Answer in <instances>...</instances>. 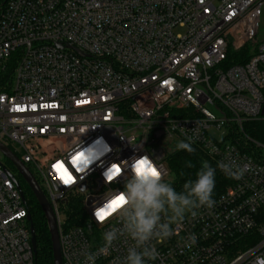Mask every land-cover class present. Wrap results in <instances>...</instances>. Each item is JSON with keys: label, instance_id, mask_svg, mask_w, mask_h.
I'll return each mask as SVG.
<instances>
[{"label": "built area", "instance_id": "1", "mask_svg": "<svg viewBox=\"0 0 264 264\" xmlns=\"http://www.w3.org/2000/svg\"><path fill=\"white\" fill-rule=\"evenodd\" d=\"M263 16L264 0H8L0 68L14 55L16 67L0 93V143L52 207L62 264H86L120 226L118 217L97 223L93 211L123 190L130 158L150 156L167 180L181 140L245 171L237 179L218 167L231 184L153 240L159 255L147 264H264V144L244 131L264 121ZM250 43L246 63L228 64ZM113 163L122 171L105 183ZM16 181L0 161V264H36ZM75 197L80 225L66 217ZM133 244L121 236L95 264L122 260Z\"/></svg>", "mask_w": 264, "mask_h": 264}, {"label": "clouds", "instance_id": "2", "mask_svg": "<svg viewBox=\"0 0 264 264\" xmlns=\"http://www.w3.org/2000/svg\"><path fill=\"white\" fill-rule=\"evenodd\" d=\"M176 148L188 153L195 151L191 142L184 140L179 141ZM114 164L103 173L105 183H111L120 176ZM218 167L226 175L237 179L245 171V168L232 162H221ZM127 168L130 175L124 178L123 190H117L93 211L97 223L104 224L118 217L120 226L109 228L102 234L103 245L96 252L86 254V264H95L100 255H108L114 242L121 236L129 237L134 244L128 248L126 256L122 260L117 258L114 264H147V261L156 260L159 253L151 243L153 240L169 238L173 234L171 223L182 220L186 211L204 206L211 208L215 203L216 169L207 162H202L195 179L186 181L180 192L166 182V173L148 155H134L128 161ZM119 196L123 197V202L112 212L111 202ZM102 211L110 214L101 219ZM190 239L195 240V237L191 236Z\"/></svg>", "mask_w": 264, "mask_h": 264}, {"label": "trees", "instance_id": "3", "mask_svg": "<svg viewBox=\"0 0 264 264\" xmlns=\"http://www.w3.org/2000/svg\"><path fill=\"white\" fill-rule=\"evenodd\" d=\"M8 3V0H0V17ZM253 43L248 44L242 51L234 52L231 51L228 57V64H243L246 63L255 52L249 54V49ZM16 67V57H12L6 64V68H0V93L10 92L12 85L14 69ZM244 131L255 141L264 144V121L253 122L244 125ZM195 151L188 153L184 150H177L170 152L167 157V165L169 170V177L166 182L171 183L177 192L183 190V184L188 180H194L196 172L201 168L202 162L216 169L215 174V188L213 192V200L217 199L227 186L231 184L230 179L224 176L216 163L210 159L206 153L197 147H193ZM14 152V149H12ZM19 156L18 154H16ZM6 166L15 169L12 164L7 160ZM191 164V167L189 166ZM8 167V168H9ZM11 168V169H12ZM31 173L33 171L30 169ZM34 175V174H33ZM16 180L24 194L26 205L30 213L31 224L35 230L37 253L35 256L36 264H54L53 248L50 239L48 224L44 213L39 206L32 191L22 179L21 176L17 175ZM197 208L186 211V214L193 212ZM83 212V198L75 197L67 205L66 217L70 221L71 225L81 224V214ZM185 214V215H186Z\"/></svg>", "mask_w": 264, "mask_h": 264}, {"label": "water", "instance_id": "4", "mask_svg": "<svg viewBox=\"0 0 264 264\" xmlns=\"http://www.w3.org/2000/svg\"><path fill=\"white\" fill-rule=\"evenodd\" d=\"M0 153L5 157L15 168L18 175L22 177V179L26 182L30 190L32 191L33 195L35 196L39 206L41 207L44 216L46 218L50 239L53 248V257H54V264H62L61 258V248H60V241H59V232L57 221L53 212L52 207L48 203L43 191L40 188V185L31 171L17 158V156L6 146L0 143ZM11 175V174H10ZM17 188L21 191L18 182L16 181ZM82 192H85V186L82 187ZM94 202L93 199L88 201V205H91ZM29 221L31 223V218L29 217ZM31 244L33 247L34 254L37 253V244H36V237H35V230L31 224Z\"/></svg>", "mask_w": 264, "mask_h": 264}, {"label": "rangeland", "instance_id": "5", "mask_svg": "<svg viewBox=\"0 0 264 264\" xmlns=\"http://www.w3.org/2000/svg\"><path fill=\"white\" fill-rule=\"evenodd\" d=\"M257 41H264V16H263V18H262V21H261V28H260V31H259V36H258V39H257ZM255 47H256V43H254V44H252L250 47H248V48H250L249 49V54H251L253 51H254V49H255ZM0 161L1 162H3V163H5V164H7L8 162H7V159L5 158V157H3V155H1V153H0ZM9 167V166H8ZM12 167L10 166L9 167V169L12 171V173L15 175V176H17L18 175V173H17V171L15 170V169H11ZM228 187V186H227ZM226 187V188H227ZM226 188H225V190H226ZM224 190V191H225ZM186 214V213H185Z\"/></svg>", "mask_w": 264, "mask_h": 264}, {"label": "snow or ice", "instance_id": "6", "mask_svg": "<svg viewBox=\"0 0 264 264\" xmlns=\"http://www.w3.org/2000/svg\"><path fill=\"white\" fill-rule=\"evenodd\" d=\"M113 167H115L116 168V171L118 172V173H120L122 170L119 168V167H117V166H115V165H113ZM153 174H155V170H153ZM68 182V180H65V183H67ZM123 202V197L122 196H119V197H117L115 200H113L112 202H111V211H114L115 210V208L117 207V206H119L121 203ZM110 213H108V212H101V216H100V218L101 219H104L106 216H108Z\"/></svg>", "mask_w": 264, "mask_h": 264}]
</instances>
